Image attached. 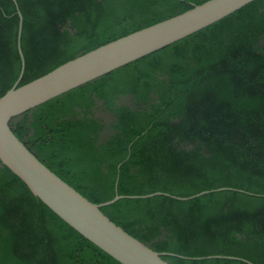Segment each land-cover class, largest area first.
Returning a JSON list of instances; mask_svg holds the SVG:
<instances>
[{
	"label": "trees",
	"instance_id": "trees-1",
	"mask_svg": "<svg viewBox=\"0 0 264 264\" xmlns=\"http://www.w3.org/2000/svg\"><path fill=\"white\" fill-rule=\"evenodd\" d=\"M16 1L0 0V98L21 72L17 6L21 87L210 0ZM9 125L92 203L171 195L101 209L147 247L177 255L162 257L169 264H264V0ZM221 188L228 190L174 198ZM0 264L120 263L0 161Z\"/></svg>",
	"mask_w": 264,
	"mask_h": 264
},
{
	"label": "water",
	"instance_id": "water-1",
	"mask_svg": "<svg viewBox=\"0 0 264 264\" xmlns=\"http://www.w3.org/2000/svg\"><path fill=\"white\" fill-rule=\"evenodd\" d=\"M13 1L17 4L16 0ZM254 1L256 0H210L195 5L181 15L134 32L71 60L21 87L19 84L26 68L21 46L24 18L17 6L20 18L18 50L21 57V72L14 87L0 98V161L27 186L33 196L63 222L118 263L169 264L162 257L177 255L159 253L147 247L111 221L101 209L122 199H148L171 195L161 192L144 196L117 194L111 201L92 203L44 165L14 134L9 123L16 116L198 33ZM225 190L228 189L204 191L188 198H174L187 201L210 192ZM214 258L237 259L223 256L207 257Z\"/></svg>",
	"mask_w": 264,
	"mask_h": 264
}]
</instances>
